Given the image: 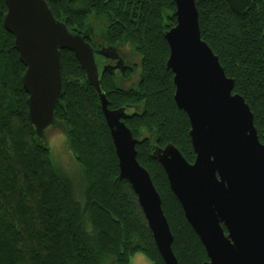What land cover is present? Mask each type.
<instances>
[{
	"label": "trees",
	"instance_id": "obj_1",
	"mask_svg": "<svg viewBox=\"0 0 264 264\" xmlns=\"http://www.w3.org/2000/svg\"><path fill=\"white\" fill-rule=\"evenodd\" d=\"M54 18L75 33L87 31L91 14L106 23L105 46L129 45L140 57L142 76L130 90L118 89L108 74L99 75L109 110L133 108L125 126L137 140L136 159L148 172L161 200L173 237L178 264L207 261L197 236L184 219L165 173L152 154L173 145L192 163L186 115L173 102L172 74L164 33L174 27L172 0H46ZM200 38L218 58L233 94L243 98L253 115L258 140L264 144V0H254L234 14L225 0H194ZM6 12L0 0V264H131L137 252L151 264H163L136 198L118 180V164L98 95L85 83L72 53L60 54L64 82L55 107L68 148L81 169L78 184L53 161L43 139L27 118L13 38L2 27ZM149 135L144 134V130Z\"/></svg>",
	"mask_w": 264,
	"mask_h": 264
},
{
	"label": "water",
	"instance_id": "obj_2",
	"mask_svg": "<svg viewBox=\"0 0 264 264\" xmlns=\"http://www.w3.org/2000/svg\"><path fill=\"white\" fill-rule=\"evenodd\" d=\"M234 14L254 0H225ZM4 31L13 38L25 68L21 84L27 118L38 139L56 124L55 107L64 88L60 54H73L85 83L98 95L118 164V180L133 192L163 264H178L161 200L148 172L136 159L137 140L125 126L124 108L108 109L100 90L95 56L108 58L115 47L94 49L87 31H70L56 20L46 0H3ZM176 24L164 33L172 74L173 102L188 120L194 161L187 162L171 144L152 158L162 167L184 219L202 245L203 264H264V144L243 98L233 94L218 58L200 38L194 0H172Z\"/></svg>",
	"mask_w": 264,
	"mask_h": 264
},
{
	"label": "rangeland",
	"instance_id": "obj_3",
	"mask_svg": "<svg viewBox=\"0 0 264 264\" xmlns=\"http://www.w3.org/2000/svg\"><path fill=\"white\" fill-rule=\"evenodd\" d=\"M89 27L91 28V35L93 39V43L96 47L98 45H105L104 44V35L106 32V23L103 18L96 17L95 15L91 14L89 18L87 19ZM99 45V47H100ZM92 46V45H91ZM93 47V46H92ZM98 47V48H99ZM125 45H118L116 48L118 51H120L122 54H124L130 63L135 64L134 65V73H132L128 81H126L123 86L124 88H127L126 85H129L134 87L137 82L140 80L142 73L140 70V57L137 56V54L132 50V52H126L124 50ZM121 84V83H120ZM118 85V84H117ZM136 109L135 111H137ZM57 130L64 131V128L62 125L55 124L54 126L48 128L44 133L43 142L48 146V148L51 151V155L53 158L54 163L64 173L66 176H68L74 184H78V178L81 177V169L77 165V163L74 161L73 156L68 148L66 139L62 142H57L56 144L49 146L47 142V137L51 135H55ZM101 264H114L113 259L111 257H104ZM131 264H142V261H140V258L136 255L133 256L131 259Z\"/></svg>",
	"mask_w": 264,
	"mask_h": 264
},
{
	"label": "flooded vegetation",
	"instance_id": "obj_4",
	"mask_svg": "<svg viewBox=\"0 0 264 264\" xmlns=\"http://www.w3.org/2000/svg\"><path fill=\"white\" fill-rule=\"evenodd\" d=\"M108 47H113V46L100 45L99 48H94V49L98 50L101 48H108ZM115 51L116 52L114 53L109 52L108 58L95 56V62L99 70V75L108 74L116 80V84H118L117 86L119 90L121 91L130 90L133 88L132 86H130V84L126 85L127 88H124L123 86H125L124 83L128 81L129 76L132 73H134L135 64L130 63L128 58L117 49ZM134 111L135 110L131 108L125 111V113L127 115H131L132 113H134Z\"/></svg>",
	"mask_w": 264,
	"mask_h": 264
},
{
	"label": "clouds",
	"instance_id": "obj_5",
	"mask_svg": "<svg viewBox=\"0 0 264 264\" xmlns=\"http://www.w3.org/2000/svg\"><path fill=\"white\" fill-rule=\"evenodd\" d=\"M124 50L126 52H132V48L129 45H125ZM145 135H149V131L147 129L144 130ZM66 139L65 132L62 130H57L55 135H51L47 137V142L49 146L51 147L52 145L56 144L57 142H62ZM136 256L140 258V261H142V264H151V261L149 258L144 255L143 253L137 252Z\"/></svg>",
	"mask_w": 264,
	"mask_h": 264
}]
</instances>
